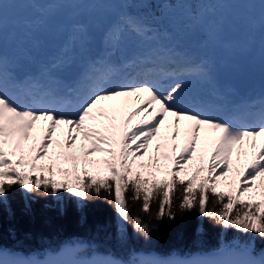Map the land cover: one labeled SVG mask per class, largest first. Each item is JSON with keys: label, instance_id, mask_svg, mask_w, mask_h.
<instances>
[{"label": "rangeland", "instance_id": "1", "mask_svg": "<svg viewBox=\"0 0 264 264\" xmlns=\"http://www.w3.org/2000/svg\"><path fill=\"white\" fill-rule=\"evenodd\" d=\"M154 1L152 27L131 11L130 0H0V154L10 142L19 143L16 175L35 172L44 163L68 167L70 161L61 158L67 152L83 161L88 157L92 169L99 167L103 173L113 170L116 157L118 172L131 167V175L150 172L162 180L169 174L185 179L197 166L199 147L216 144L229 160L219 166L210 161L199 174H210L217 190L260 202L257 207L263 209L264 129L242 128L229 116L232 110L250 111L255 104L264 107V86L240 95L229 80L244 72L243 59L264 74V0ZM161 55L166 61L170 57L193 63L197 71H180L161 89L164 94L156 89L161 88L158 82L154 87L119 85L118 75L128 72L133 61ZM98 65L110 70L109 80L93 88L86 77ZM26 85L51 94L45 105L55 103L48 97L66 99L70 91L81 102L74 110L66 103L48 110L20 108L15 93ZM180 89L181 101L171 103ZM114 123L121 128L111 148L99 132ZM234 123L239 131L231 128ZM258 214L235 221L220 239L221 250H250L263 259ZM7 253L5 264H50V259L60 264H121L115 255L77 240L43 254ZM146 263L162 264L159 257ZM122 264L143 263L132 257Z\"/></svg>", "mask_w": 264, "mask_h": 264}, {"label": "trees", "instance_id": "2", "mask_svg": "<svg viewBox=\"0 0 264 264\" xmlns=\"http://www.w3.org/2000/svg\"><path fill=\"white\" fill-rule=\"evenodd\" d=\"M202 2L214 4V0ZM154 3L130 0L131 11L146 19L156 8ZM120 128L114 123L100 129L106 145L112 148ZM4 150L0 154V249L7 252L43 254L77 240L115 255L121 264L132 257L141 260L146 253L163 259L171 254L190 257L223 249L220 239L235 221L258 212L264 234L260 202L221 192L210 174H199L210 161L219 166L229 160L216 144L199 147L197 166L187 178L169 174L163 180L147 171L131 175V167L118 172L116 157L113 170L103 173L99 167L92 169L88 157L83 161L67 152L61 158L70 161L68 167L44 163L35 172L16 175L19 143L10 142Z\"/></svg>", "mask_w": 264, "mask_h": 264}, {"label": "water", "instance_id": "3", "mask_svg": "<svg viewBox=\"0 0 264 264\" xmlns=\"http://www.w3.org/2000/svg\"><path fill=\"white\" fill-rule=\"evenodd\" d=\"M245 72L239 80H232L239 86L240 94H246L252 90L257 83L264 84V75L261 76L252 69L249 62L244 60ZM16 257V256H15ZM155 257V254H146L141 257V262L145 263L150 258ZM8 258V253L0 249V264H5ZM166 264H264V260L250 250H216L205 254H193L190 257L181 255H168L165 259Z\"/></svg>", "mask_w": 264, "mask_h": 264}, {"label": "bare ground", "instance_id": "4", "mask_svg": "<svg viewBox=\"0 0 264 264\" xmlns=\"http://www.w3.org/2000/svg\"><path fill=\"white\" fill-rule=\"evenodd\" d=\"M108 44V43H107ZM176 53V52H175ZM177 54V53H176ZM163 55H161V56H159V57H157L156 58V62H154V63H152V64H155V65H159V61L161 60V57H162ZM261 58L260 59H262L261 61H263L264 62V46H263V49H262V52H261ZM134 63V65L135 64H138V66L140 67L139 69H145V68H147L148 67V65L149 64H147L148 62L150 63V61H148V62H143V60L140 58V59H137V61H133ZM150 66H151V64H150ZM171 66H173V65H171ZM194 66V65H193ZM233 69H235V66L233 65V66H231ZM197 68V67H196ZM237 72V70L235 71H233V73H236ZM96 77V78H95ZM95 79H97L96 81H99V80H101V78H103L102 77V75L101 74H99V76L98 75H96L95 74ZM36 85V84H35ZM34 85V86H35ZM36 89V88H35ZM29 92H32L31 90H27V91H24V93L25 94H27V97L29 96L28 95V93ZM161 93H163L164 94V91H161ZM183 93H184V91H183V89H180L179 91L177 90V91H175L174 93H173V95H172V98H173V100L171 99V103H173V102H175V103H177V102H179V101H181V99H182V97H183ZM48 94V92H46L44 95H42V96H40L38 93H36L34 96H32V99H33V101L32 102H29V101H25V103H26V106H28V105H31L32 107H36V101L38 102V103H43V100L45 99V95H47ZM162 94V95H163ZM48 95H51V94H48ZM17 96H19L20 97V94H18ZM25 97H26V95H24L22 98H23V100L25 99ZM75 98V99H74ZM165 98V97H164ZM55 102H60V103H63V102H65V103H67V105H69L70 103L71 104H74V105H76L77 103H78V101H77V98L76 97H74V92H72V93H70V96H69V99L68 100H65V99H63V97H59V98H57V99H55ZM64 103V104H65ZM243 103V102H242ZM241 103V104H242ZM241 104H239L240 106H241ZM179 106V105H178ZM261 109L263 110V107H261ZM261 109L259 108V107H255V108H253V110L251 111V112H246V113H244V114H236V112H231V114L233 115V117H236V118H239V117H242V116H244V119H246L247 117H249V116H251V117H256L257 118V120H258V124H257V126H260V127H262V128H264V113H262L261 112ZM231 128H234V130L236 131H239L237 128H235V127H233V125H231ZM242 132V131H241ZM243 132H245V131H243Z\"/></svg>", "mask_w": 264, "mask_h": 264}, {"label": "flooded vegetation", "instance_id": "5", "mask_svg": "<svg viewBox=\"0 0 264 264\" xmlns=\"http://www.w3.org/2000/svg\"><path fill=\"white\" fill-rule=\"evenodd\" d=\"M50 261V264H60L58 261H52V259L49 260ZM164 264V263H162Z\"/></svg>", "mask_w": 264, "mask_h": 264}]
</instances>
